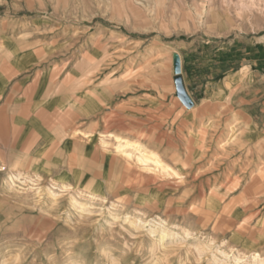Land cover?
Listing matches in <instances>:
<instances>
[{"label":"rangeland","instance_id":"rangeland-1","mask_svg":"<svg viewBox=\"0 0 264 264\" xmlns=\"http://www.w3.org/2000/svg\"><path fill=\"white\" fill-rule=\"evenodd\" d=\"M8 2L37 44L83 58L87 82L145 94V113L108 116L102 190L0 165V264H264V189L247 191L264 175V0Z\"/></svg>","mask_w":264,"mask_h":264},{"label":"crops","instance_id":"crops-1","mask_svg":"<svg viewBox=\"0 0 264 264\" xmlns=\"http://www.w3.org/2000/svg\"><path fill=\"white\" fill-rule=\"evenodd\" d=\"M14 1L20 8L22 0ZM6 5L0 0V165L24 162L61 184L97 181L102 190L107 179L95 175L116 162L102 144L107 118L115 124L123 105L145 113V94L122 98L118 84L101 75L87 82L83 58L37 44Z\"/></svg>","mask_w":264,"mask_h":264},{"label":"bare ground","instance_id":"bare-ground-1","mask_svg":"<svg viewBox=\"0 0 264 264\" xmlns=\"http://www.w3.org/2000/svg\"><path fill=\"white\" fill-rule=\"evenodd\" d=\"M176 83V82H175ZM180 85V84H179ZM178 85V90L180 89V95L178 96V97H183V93H182V91H181V87ZM176 87H177V85H176ZM112 134V133H111ZM117 138H119V136H117ZM122 139V142H120V143H117L118 145H116V147L118 148V150H121L120 152H124V153H126V154H130L129 152H128V150H129V148H128V150H126V148H127V146L129 147V146H132V144L133 145H135L136 146V149L139 151L138 152V155H137V159L139 160V162H143V163H147L148 161H149V159L151 160V159H153V157H150L151 155L152 156H155V158H154V160L153 161H155V164H156V166L157 167H160V168H162L164 171L166 170V171H170V170H173L174 171V169H172V167L170 166V165H168L167 163H165V162H163V160H161L162 158H159L160 157V155H159V157L155 154V153H152L151 155L145 150V149H142L143 147H142V145H139V144H137V143H133V142H131V141H126V143H123V138H121ZM121 139H118L119 141L121 140ZM118 141V142H119ZM104 142H105V140H104ZM194 144V143H193ZM143 150H145V152L143 151ZM130 151V150H129ZM131 152V151H130ZM150 155L149 157L147 156L148 154ZM127 155V156H128ZM122 157V156H121ZM147 165V164H146ZM121 167H123V166H121ZM175 172V171H174ZM256 187H261V189H264V175H261V177L258 179V180H255V181H253L249 186H248V188H247V191H249V190H252V189H254V188H256ZM75 202V201H74ZM263 228H264V224H263ZM245 232H246V230H245ZM250 232H252L251 233V235L253 234V232H254V230H252V231H250ZM261 234V233H260ZM251 235H250V238H249V241H246V243H245V245L247 246V247H250V244H254V241H255V239L253 238V237H251ZM257 240V239H256ZM257 254V253H256ZM255 256V255H254ZM258 256V255H257ZM256 256V257H257ZM253 257V256H252ZM255 257V258H256ZM259 257V256H258ZM254 257H253V259H255ZM260 258V257H259ZM258 258V259H259ZM260 260V259H259ZM261 261V260H260ZM256 262H257V259H256ZM255 262V264H257ZM263 263V262H262Z\"/></svg>","mask_w":264,"mask_h":264},{"label":"water","instance_id":"water-1","mask_svg":"<svg viewBox=\"0 0 264 264\" xmlns=\"http://www.w3.org/2000/svg\"><path fill=\"white\" fill-rule=\"evenodd\" d=\"M174 63H175V72L177 74L181 73V58L179 56V54H175L174 55Z\"/></svg>","mask_w":264,"mask_h":264}]
</instances>
